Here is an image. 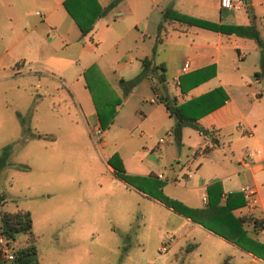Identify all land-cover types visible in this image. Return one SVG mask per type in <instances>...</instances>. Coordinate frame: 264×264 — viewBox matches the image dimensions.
<instances>
[{
	"label": "crops",
	"instance_id": "crops-1",
	"mask_svg": "<svg viewBox=\"0 0 264 264\" xmlns=\"http://www.w3.org/2000/svg\"><path fill=\"white\" fill-rule=\"evenodd\" d=\"M82 1H86V11L92 13L112 0H72V3ZM203 1L119 0L95 20L91 30L80 36V28L65 7L64 0H0V84L14 76H24L27 78L25 82L34 78L40 80L44 76L54 79L42 92L50 93L51 89L59 86L66 89L82 109L89 129L92 125H100V121L97 112L88 105L89 91L84 75L87 65L97 63L100 74L109 77L115 87V95L119 97L122 96L119 79L136 75L142 68V58L152 55L155 63L165 66V80L159 81L155 73L148 74L123 97L119 110L140 87L151 90L155 96L149 97V102L153 105L148 109L137 108L141 118L134 129L145 134V128L153 123L165 133L158 138L159 149L143 146L145 154L140 155L137 162L145 168L136 164L138 168L134 165L133 168H125L126 172H147L164 179L159 194H169L190 209L205 207L210 201L214 207L216 199L222 204L229 197L231 212L243 217L242 228L250 237L264 244V225L256 228L247 218L249 214L264 217V167L256 168L251 164L264 159V153L251 160L245 159L246 150L264 147V76L255 74L259 69L260 47L246 29L253 22L264 41V0H242L235 10L221 8L219 0L207 5ZM199 4L205 5L206 15L190 9ZM170 8L208 21L215 20L214 23L226 27L217 30L170 16L164 19L163 11ZM108 14H111L110 22H114V26L106 19ZM234 25H239V28H233ZM169 44H177L181 48H172ZM130 47H134L131 50L134 55H139L136 65H130L133 61L130 55L124 56L122 61H114V56L105 57L110 48H115L114 54L122 55ZM246 50L251 52L246 54ZM249 55L251 59L247 57ZM186 62L188 66L182 70ZM33 85L29 82L27 88ZM217 87L221 91L204 95ZM162 92L176 96L178 103L203 96L197 103L198 120L214 132L215 142L196 128L184 125L180 143L169 144L167 138L169 135L173 137L170 128L174 120L171 121L173 116L158 100ZM36 94H39L37 90ZM145 95L140 93L136 100H146ZM33 102L32 97V102L24 109H15L25 140L33 139L29 122L31 118H37L38 101L32 107ZM161 112L168 117H157ZM108 131L109 128H102L100 151L109 145ZM161 137L164 139L159 140ZM113 152H118L116 145L110 154ZM107 167L115 172L109 163ZM243 183H254L257 188L258 202L251 211L245 205L240 190ZM222 193H226V197ZM154 199L165 204L158 198ZM165 205L204 230V236H216L232 246L231 255L222 256V260L231 261L228 264H234L235 250L240 252L237 255L239 264H264V257L247 251L183 212ZM197 243H190L188 249H194ZM257 249L264 255V246L257 245Z\"/></svg>",
	"mask_w": 264,
	"mask_h": 264
},
{
	"label": "rangeland",
	"instance_id": "rangeland-1",
	"mask_svg": "<svg viewBox=\"0 0 264 264\" xmlns=\"http://www.w3.org/2000/svg\"><path fill=\"white\" fill-rule=\"evenodd\" d=\"M213 1L203 2L207 5ZM205 5L190 9L206 15ZM111 18V14L106 16L109 22ZM110 24L114 26V22ZM138 41L141 44V37ZM169 47L181 48L177 44ZM131 50L134 47L116 55L115 48H110L105 57L122 61L130 55V65H136L139 55ZM251 55L247 57L251 59ZM84 75L88 105L103 115L115 109L113 120L107 125L109 145L103 151L99 150L91 127L87 128L82 109L66 89L59 86L50 93L42 92L54 79L44 76L25 82L24 76H14L0 84V151L3 146H10L7 163L0 169V187L6 196L2 210L30 211L40 264H222V256L231 255L232 246L216 236H204V230L154 199L183 207L179 199L159 194L164 179L125 170L134 165L138 168L136 164L145 168L137 162L145 154L143 146L159 149L158 138L164 135V129L153 123L145 128V134L134 129L141 118L137 108H150L153 104L149 97L154 93L140 87L119 110L121 103H115V87L109 77L100 74L97 63L87 65ZM29 82L34 84L32 88H27ZM36 90L39 94L35 95ZM140 93H145L147 99L137 101ZM31 95L32 107L38 101L37 118L29 122L33 139L25 140L15 109H24L32 102ZM157 117L168 116L161 112ZM167 139L169 144H178L171 135ZM115 145L123 166L121 172L107 167ZM203 218L213 223L208 217ZM25 239L26 235L19 232L9 240L8 247L15 249ZM192 242H198V246L188 249ZM161 245L168 249L159 250ZM234 254L233 263L239 264L240 252L235 250ZM228 261L231 262L227 260V264Z\"/></svg>",
	"mask_w": 264,
	"mask_h": 264
},
{
	"label": "trees",
	"instance_id": "trees-1",
	"mask_svg": "<svg viewBox=\"0 0 264 264\" xmlns=\"http://www.w3.org/2000/svg\"><path fill=\"white\" fill-rule=\"evenodd\" d=\"M118 1L119 0H112L104 7H97V9L92 13L86 11V1L74 4L72 3V0H64V5L78 24L80 28V36H83L92 29L95 20L98 17L104 15ZM169 16L183 21H188L192 24L195 23L203 26L207 25L217 30H224L226 27L225 25L217 24L204 18L180 13L179 11L172 8L163 11L164 19ZM246 27V29L249 31V34L254 37L260 47L259 69L255 71V74L257 76H264V41L258 30L255 28L253 22ZM233 28L238 29L239 25H234ZM165 70L166 68L164 65L154 62L152 55L144 56L142 58V68L136 75L128 79L123 77L119 79L120 85L122 87V96H119L115 103H121L123 97H125L141 79L150 73H155L159 81H164ZM219 91L221 90L219 87H217L208 92V94L204 95L206 96L212 93H218ZM223 95L225 96V94ZM202 98L203 96L178 103L176 96H170L167 92H162L158 96V100L165 105L169 114L174 118V123L172 124L170 131L173 134L174 140L178 144L181 141V129L184 125H189L196 128L202 134L208 135L212 142H215L216 139L214 132L208 130L198 120L197 111L199 109H197V103ZM114 112V108L108 111L106 115H103L101 112L97 111L100 125L103 129L106 128L109 122L112 121ZM8 155L9 146H5L0 151V169L7 163ZM110 157L111 159L109 158L110 160H108L110 165L114 170L121 172L123 170V166L121 160L118 158L117 153L113 152ZM160 195L166 196L164 194ZM5 202L6 196L0 187V234L8 240H13L15 239L17 233L23 232L26 235V239L24 244L15 248L14 257L11 260H7L2 257L0 252V264H40L36 256L37 248L35 244V236L32 232V217L30 211L24 208H18L14 211L2 210V206ZM165 204L172 206L193 220L202 223L204 226L236 242L247 251H250L257 256L264 257L262 252H259L257 249V245L264 246V244L260 243L257 239L250 237L246 230L242 228L241 221L243 220V217H237L231 212L229 197H227L225 202L222 204L219 203V199H216V205L214 207L212 201H210L205 207L192 209L186 208L184 205H182L183 207L176 208L172 202H165ZM203 217H208L213 223L207 222ZM247 218L253 221L256 228L262 227L264 225V217H257L254 214H249ZM227 260L228 259H224L222 264H227Z\"/></svg>",
	"mask_w": 264,
	"mask_h": 264
},
{
	"label": "built area",
	"instance_id": "built-area-1",
	"mask_svg": "<svg viewBox=\"0 0 264 264\" xmlns=\"http://www.w3.org/2000/svg\"><path fill=\"white\" fill-rule=\"evenodd\" d=\"M242 4V0H219V5L221 8L235 10ZM187 62L182 66V70L187 68ZM91 132L94 138L98 141V145H100L101 135H102V127L101 125H92ZM164 137H161L159 140H163ZM264 153V147H257L254 149H248L245 152V159L251 160L254 159L255 156L261 155ZM256 168L264 167V159L259 161H254L251 163ZM240 190L243 193L245 198V205L251 211L255 208L258 202L257 188L254 183H243L240 186ZM223 197H226V193H222ZM1 235V234H0ZM8 244H10L9 240L4 236H0V252L1 256L7 260H11L14 257L13 248H9ZM159 250L165 251L167 250V245H161Z\"/></svg>",
	"mask_w": 264,
	"mask_h": 264
}]
</instances>
